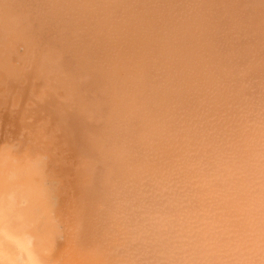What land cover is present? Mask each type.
Masks as SVG:
<instances>
[{"label": "bare ground", "instance_id": "obj_1", "mask_svg": "<svg viewBox=\"0 0 264 264\" xmlns=\"http://www.w3.org/2000/svg\"><path fill=\"white\" fill-rule=\"evenodd\" d=\"M135 2L137 4H135ZM156 2L158 3L156 4ZM156 2L153 4L152 0H0V46L1 48L3 47L5 49L4 45H10L12 41L10 42L7 40V35H9L11 31L12 33L10 35L12 37H18V33H23V35L27 36L28 38H33L31 40L27 38L29 41L28 43H25V45L36 44V46L39 45L41 47L40 49H42V52L46 53L48 49H50L49 51L52 52L50 55L46 53L45 55L43 54L44 56H42L39 54L41 52L40 50L39 53L38 51H36V53L40 55V57L37 56V61L38 59H40L39 61L41 62L40 66L47 67L49 64V66L52 67H47V69L55 68L56 70H58L57 68H60L61 66V68L63 67V70L61 69V72H63L62 78H66V80L63 81H68L66 85L69 84L67 87L69 88L71 85L70 83L75 82L74 87L76 90L74 91V89H71V91H74L73 93H75L76 96L72 99L70 98L73 102L67 103L68 101H65V108L59 107L58 109H56L57 111L54 109V115L57 114L60 117H56L54 120H56V122L57 120L59 121V119L62 120L60 122H62L61 124H63V129H68V131L62 129V131H65L64 133H70H67L68 135L62 134L64 135L63 137L66 138V141L71 138L70 140H72V142L70 141L69 143H71L72 145L73 140L78 142L77 149L79 148V150L76 151H79V153L82 155V159L88 158L89 161L92 162V164H90L91 166L86 165L88 167H91L89 168V170L91 169L92 171H96H93V173L87 168L86 171H88V176H86L87 178L89 177L91 181L89 180V182H84V187L83 185H80L79 188L81 189V186L82 188H84V191L82 190V193H84L83 195L88 199V201H85V203L80 202L82 201V199H80L79 202L83 203L82 207L78 206L79 208H82V210L78 208V210L81 212L80 215L77 212L78 210H75V214L79 216V218L77 217L76 219L79 220V227H85V224L90 221L89 217V221L87 220V216H90L91 212L94 209H92L91 200H93L94 198L98 199L99 197L94 196L93 198L92 194H97L99 191L100 193H106V195L102 194L100 196H107L105 198H107L108 201L109 199H115L114 197L117 195L116 198H118L119 201L120 199L126 203L130 201L129 208L134 209L135 206L137 207V209L139 208V206L141 208V211L138 214V217H141L140 220L138 219L139 223H141V226L138 225V223L133 224L137 220L134 219V212H132L131 214L134 216H132L133 223L130 220L131 217L129 219L132 225H130L131 223H127V221H129L126 219L127 216L123 217L122 220L118 219L117 221H115L117 223L120 220L119 222L121 223V221L125 219L128 230L131 229L129 227H132L133 225H138V227L136 226V228H140L139 230H141V234H139L142 235V239L145 244L141 243V236H138L139 234L134 231V227L132 228V230L136 233L137 238L134 235L135 233H132V240L129 239L130 244L128 241V244L124 243L127 244V248L129 247L128 245H130V247L135 245L134 242L139 239L137 240V244L135 246H140L141 244L142 247L143 244V247L145 245V248H147V250L143 248V252V250H139L141 249L140 247L138 249V252L141 251L140 253H142V255H145L147 253L148 256H151L154 259V263L151 260L153 264H222L221 261H218L216 259L215 253L212 252L213 249H217L222 246L216 245V243L221 241V239H218V236L221 233H227L228 229V227H226L224 224L221 225L222 223L219 218L218 207L215 204L200 202L203 201L200 200V196L196 195V197L198 196L197 198L192 196V194L195 195L196 192L195 194H191V196L194 198L191 199L188 196V193L187 195H185L186 193H177L172 189H161L156 184H154V186L150 185L154 188L148 186L151 191H147L148 188L146 186L148 184V180L146 179V173H151L149 171L152 170L153 167H155L153 166V163L155 165V161L158 158V153H154V151L156 150L154 146L158 147L163 139L162 136V139L160 140L161 136L156 135L155 133L160 134L164 129L162 126L166 127L167 129H171V121L179 120V118L177 117H179V115H182V113L183 115H189L191 119L194 117L196 120V116L199 113V108L203 105V101L206 103L207 98L210 99H208L209 101H212L215 96L219 97L218 95H221L220 97H222L225 91H228V89L230 90V88H226L227 85L224 86L225 83H228L229 85H231L230 83H232L234 86L240 81L242 82V79L244 78L251 80L247 81L248 85L246 84L247 87L245 88V83L243 82L241 84V86L244 84L243 88L241 89L244 90L242 92L243 94L241 93L240 95V98L243 95L241 98L242 101L239 98V95H236L240 94L241 90H238V92L237 89L232 88V91L236 90L238 92L235 93L236 91H234L233 93H235L234 95L238 97V99H240L241 102L239 100L238 101L243 104L242 106H251V113L249 114L248 120H253L254 122L264 126V94H262V92L260 91H264L262 89V87L264 86V82L262 81L263 83H261V80H258L262 87L260 86V88H257L256 90V86H258L259 83H254L256 79L252 81V79L256 76V72L255 70L253 72H248V65L251 66V64L249 63H252L251 60L254 59L253 57H255V55H253L255 51L259 52L258 56L264 55V0H156ZM172 3L176 4L177 6L176 12L175 9L172 8L176 7L173 6L174 4L171 7L172 11L168 9ZM99 15L104 16H102L101 18L98 17ZM76 26L81 27L79 29L82 30L75 29L77 28ZM213 27H215V29ZM73 29H75V31H81L80 35L78 34L79 32H76V35L78 36H76L74 39L68 36V32ZM212 30H214L215 33L213 37L214 41H210V33H212ZM52 33H55L54 37L50 36V34L53 35ZM117 33H125V35L123 34L124 39H118V37H116L118 36ZM104 34L106 35V37H104ZM100 35H103V37H100ZM121 36L122 34H119V37ZM51 37L53 38V40H55L56 37L58 39L60 37V42L55 40V42L52 41V45L49 44L52 39ZM9 40H11V38ZM22 40L24 41V38ZM7 41L9 42V44ZM122 42L125 43L124 46H126V50L123 49L124 46L122 47ZM115 45L119 46V48L121 46V50L119 53H116L114 55V51H116L118 48L115 47ZM135 47H138L137 50L135 49ZM259 48L260 50H258ZM24 49L25 48H23V50ZM32 50L34 51V49H31V51ZM128 50L136 52L132 54V52ZM137 52L139 53V55L136 54ZM57 53H60V56ZM128 54L131 56H129ZM36 55L34 56V58L36 57ZM113 55L117 60V62L115 61V63H112L113 61L111 62V60L114 59ZM137 55L140 56V59H137L139 58L137 57ZM11 56L12 54L10 55V58ZM125 56H128L130 58H125ZM258 58L261 59V57H257L256 60H258ZM6 60L8 61V59ZM130 60L133 62H137L138 60L140 61H138L139 63L135 62L134 66L131 65L132 62L130 64ZM1 61L3 60L1 59ZM27 61H29V59ZM7 63L8 62H6V64ZM32 63L31 66L33 65ZM126 63L127 66H125ZM112 64H115V67ZM26 65L28 66V64ZM122 65L125 68L124 70H126L127 67L129 68V66H131V68L133 66L134 68H136L135 70L134 68L132 70L127 69L125 77L124 73L120 76L116 75V70H114V68H118V66L121 67ZM255 67L259 66L256 65ZM255 67L250 68L254 69ZM44 69L45 72L46 68ZM122 69L123 68L121 67L120 70L122 71ZM258 69L259 71L261 70L260 67ZM22 70H24V68H22ZM48 71L49 70H47V72ZM19 74L20 73H18L17 76ZM41 75L42 74L40 72L39 77ZM76 75L80 78L75 79ZM216 75L218 76V80L214 79ZM22 76L26 77L25 74H23ZM32 76L34 75L32 74ZM35 76L33 77L34 80ZM43 76L44 75L40 77L41 80L39 78L38 79L42 81ZM118 76L120 77V79H118ZM51 77H53V75ZM121 77L123 78L121 79ZM128 78L133 79V81H136L138 79V82H140L141 85H139V87L142 88H137L135 85L138 86V84L134 83L135 85H133V83H131L132 81H130V85L135 86L137 89L135 87H131L130 85L127 86L126 84H129ZM39 80L37 81L39 82ZM118 80H121L122 83L118 82ZM217 81L218 85L216 86ZM53 84L55 85V83ZM211 84H214L215 87L212 86L211 88ZM57 85L58 84H56L55 86ZM119 85L121 87L126 85L127 88H131H121ZM238 85L239 84H237V86ZM254 86L255 88H253ZM67 87L65 89H67ZM219 87L220 89L226 88L227 90L225 89L223 94H221L222 92L219 93ZM239 87L240 85L238 86V88ZM132 88L135 89L134 91L142 89V95L141 91H137L139 92V95H141L140 99L134 98L136 96L134 92H132ZM65 89H61V91L64 93L63 90ZM53 91L56 93L57 90ZM68 91L69 93L71 92L70 90ZM40 92L38 90L39 96ZM116 96L117 99L119 98L124 101L118 100L120 103H117L118 101L116 102ZM40 98L42 100V97ZM48 98H51V96ZM133 98L134 100H136H132ZM55 99L56 98H53V100ZM62 99L64 101L63 97ZM137 99L139 100V102L137 101ZM47 100L48 99H46V101ZM67 100L69 99L67 98ZM33 101H35V99ZM63 101L61 100V102ZM56 102L57 101H55V103ZM137 102L139 104H136ZM134 104H136V106L138 105L137 107H135V109L133 108ZM173 107H176L177 109L180 108V110H182V113H178L179 111L176 108L173 109ZM140 108L141 111H139ZM135 110L136 112L139 111L140 113L135 115L133 113L135 112ZM184 111L187 113H185ZM50 112L52 113L53 110H51ZM175 112L178 114H176ZM174 114L177 116H175ZM182 117L184 118L185 116ZM200 119L201 117H199V120ZM202 120L203 119H201V121ZM179 122L180 121H177L176 123L179 124ZM167 124H169L170 126H165ZM173 125L175 126L176 124ZM178 126H180V124ZM161 127L163 128L162 130ZM69 135L70 137L68 138L67 136ZM144 136H147L148 138L145 139ZM156 137L158 138L157 140ZM154 138L156 141H158V144L154 142ZM261 156H263L262 152H260L258 158ZM262 160L264 161V159ZM36 163L37 162L33 161L31 165H34ZM134 163L135 165L137 163V166H140V174H142L143 182H140L141 179H139L141 175L140 177L136 176V172L138 174V171H136L135 168L130 169L132 164L134 165ZM1 164L2 163H0V165ZM126 164L128 165L127 168L130 167V172L126 173L127 176L130 173L135 175V181H133L132 175L129 177L125 176V178L131 177V180H126V185L128 186L130 184L129 187H131V184L135 183V185H133L135 187H138L141 185V183H143L142 186L138 187L139 189H137V187H134L136 191H140L142 189V191H140V196L138 197V195H133L135 193L132 194V197H138L140 202L135 201V198L133 199L132 197L131 200H129L131 196L129 193L132 190L131 188L130 191L126 192L127 187L124 183L126 181L123 180L124 177L122 178V174L120 175V172L124 170V165ZM199 164L201 169H207L209 171L211 168H213L210 162H205L204 160H200ZM94 165H97L100 168L98 167L99 169H92L94 168ZM137 166L132 167L137 168ZM27 167L30 166H26V168ZM34 167L35 166H33V168ZM28 172L35 174L36 171L34 172V169L30 167L26 170L27 175L30 174ZM89 172H92V175ZM133 172H135V174ZM118 174L120 175V177H118ZM120 178L123 182H121ZM40 180L41 179L37 181ZM34 182L32 180V183ZM138 182H140V184ZM77 183H79V180ZM80 184H82V182ZM117 184H120L122 186H118ZM123 184L125 186H123ZM25 185V188H27L30 193V197H34V199H37L39 197L40 202L38 201L36 203V205L39 204L37 205L40 207L39 209L42 210L46 208L45 206H47L48 200H46L47 196L44 195L45 191L40 186L41 184L37 182V184ZM124 187L126 189L125 192L130 196L124 195L125 199H122L124 198ZM226 188L228 189L226 190V192H229V194L234 193L233 187L229 186ZM186 190L188 192V189ZM149 192H151V194ZM121 195L123 196L122 198ZM77 196L79 197L80 194H78ZM126 198H129L128 201H126ZM97 199H94L95 204L97 203V201H95ZM76 200L78 201V199ZM118 200L116 199L113 201H115L116 203ZM35 201L37 200H34L33 202ZM122 201H120L121 204L123 203ZM131 201H133V203H131ZM134 201L138 202L139 205H135ZM110 204L111 206H107V208H110L113 205L115 208L112 207L111 209H116L117 212L120 204L116 206L117 204L114 205L112 200H110ZM125 205L127 204H124V206ZM111 209L110 211H112ZM118 210L120 215L117 212V217L121 216L120 218H122L123 212H120V210H122L121 207ZM137 211H135V214ZM95 213L96 211L93 214ZM128 213H130V210ZM112 214L114 215V211L112 212ZM100 215L97 216L101 220L100 217L102 216ZM114 216L116 217V215ZM33 217L31 215V218ZM115 217L112 218L115 219ZM138 217L136 216L135 218ZM106 219L107 218H103L99 222H105ZM109 219L108 220L110 221V223L112 222L111 224H114L113 221H111V218ZM54 224L55 223H53V226H55ZM121 224H117L116 228L117 226L120 227ZM56 226L58 225L56 224ZM11 228H13L14 230H11ZM126 229L127 228L123 230L126 231ZM123 230L120 229V232L119 230L118 232L121 233V231ZM21 232H23V226L21 223L12 224L10 220H7L4 215L0 216V259H6L9 257V259H14L16 261V263L13 264H32L34 254L30 249L24 248V246H26V243L23 242V236ZM128 232L127 235L131 233V231L129 232V234ZM47 234H49V232L46 233V237L48 236ZM123 238L125 242L126 235ZM123 238L121 239L123 240ZM84 240L85 239H83V242H81H90V236L86 237V240ZM82 245L84 247V244ZM88 245H86L87 247L85 246L87 249L84 247L82 248V251L85 252V250H89L85 252L84 257H87V261H91L89 258L92 259L93 257V255L91 254L93 251L91 252L90 248L92 242H90L89 246ZM135 246H133L132 248L134 249ZM94 248L95 247H93L92 245V250H94ZM139 255L140 257L142 256L141 254ZM140 257L138 259H141ZM143 257H146V255ZM143 257V261H141V263L143 264V262L145 261L144 263L148 264L150 260H148L147 263V260H144L147 257ZM10 261L12 262V260ZM37 263L38 262H36V264ZM91 263L93 262H90V264ZM139 263L140 262H138V264Z\"/></svg>", "mask_w": 264, "mask_h": 264}, {"label": "rangeland", "instance_id": "obj_2", "mask_svg": "<svg viewBox=\"0 0 264 264\" xmlns=\"http://www.w3.org/2000/svg\"><path fill=\"white\" fill-rule=\"evenodd\" d=\"M152 1H153V4L156 2V0H152ZM157 3L158 2H156V4ZM135 4L137 3L135 2ZM173 4L174 3H172L170 7L168 8L170 9V11H172L171 7ZM173 6H176V4H174ZM172 8H174L176 12L177 6L172 7ZM102 16L104 15H99L98 17L102 18ZM76 27L77 28L75 29L81 28L79 26H76ZM213 28L215 29V27ZM75 29L68 32V36L72 39L78 36L76 35L77 34L76 32H79L78 33L79 35L81 32L77 30L75 31ZM79 30H82V29H79ZM11 33L12 31L9 33V35ZM71 33H73L74 35ZM54 34L53 35L50 34V36L54 37ZM119 34L120 35L122 34V36L119 37ZM123 34L125 35V33H117L118 36L116 37H118V39H122V38L124 39ZM9 35H7L8 36L7 40L10 42L12 41L10 43L11 46L4 45L5 49L3 47L1 48L0 46V48L2 49V50L0 49L1 50L0 67H3V68H0V161H1L0 163H2L0 165L1 166L0 167V172H1L0 173V216L4 215L6 219L10 220L12 224H16V223L22 224L23 232H21V234L23 236V242L26 243V246H24V248L30 249L31 252L34 254V259L32 260L33 261L32 264L33 263L36 264V262H38L37 264H90V262H93L91 264H138V262H140L139 264H142L141 263V261H143L142 257L145 255L147 258L143 257V258H146L144 260H147L146 261L147 263H148V260H150L148 264H153L154 259L151 256H148L147 253L145 255H142V253H140L142 250L144 252V249L147 250V248H145V245L143 247V244H145V242L142 239V235H140L141 230H139L140 228H136V226L138 227V225L141 224L139 223V220L141 217H138L139 216L138 214L141 211L140 206H139L140 209L138 208L139 210L137 209L136 206L134 207V209L136 210L131 209L129 208L130 201L127 203L123 202L119 197L120 201L123 202L121 204L118 198H116L117 195L116 196L113 195L115 196L114 197L115 199H109L108 201V199L105 198L107 196H104L106 195V193H100L99 191L97 194H92L93 198L94 196L95 197L99 196L98 199L94 198V199H97L95 200L97 201V203L96 204L94 203V199L91 200L92 209L94 208L92 212L90 211L91 215L95 211L96 213L93 214L92 216L91 215L87 216V220L89 221V218H90V221L85 224V227L84 226L83 228L79 227L78 225L79 220H76L77 217L79 218V216L75 214V210L77 211L80 206L82 207L83 203H80V202L85 203V201L86 202L88 201L87 197H85L83 195L84 193H82L84 191V188H82V186H81V189L79 188H80V185H83L84 187V184L86 183V181L89 182L90 178L89 177L87 178L88 171L86 170L87 168L88 170L89 168H91L88 166L92 164V162H90L88 158L82 159V155L79 153V151L78 152L76 151V150H79V148L77 149L78 142L73 140V145L69 143L70 141L72 142V140H70L71 138H69L70 135L67 136L69 138V139L67 138L69 141L68 140L66 141V138H64L63 136L66 135L67 133L68 134L70 133L69 132L64 133L65 131L64 132L62 131L63 124H61L62 122H60L62 120L59 119L60 117L57 114L54 115V112H55L54 109L56 110L59 107H64L67 101H68L67 103L73 102L71 101V99L76 96V94L73 93L76 90L74 87L75 82L70 83L71 85L69 89L67 87L69 84L66 85L68 81L65 82L63 80H66V78L64 77L62 78L63 72H61V69L63 70V67L61 68L60 66V68H57L58 70H56L55 68L47 69V67H52V66H49V64L47 67L40 66V63H41L39 61L40 59H38L37 61V58L40 57V55L44 56L46 53L50 55L52 53L51 51H49L50 49H48L47 52L45 50L46 53H44L42 52V49H40L41 47L39 45L36 46V44H33L36 46V48L35 46L30 45V44L25 45V43H28L29 41L28 39L30 38L23 35V33H18L17 34L18 37L17 36L12 37L11 35L10 36ZM214 35H215L214 30H212V33H210V41H214L213 40ZM9 37L11 38V40H9L10 39ZM57 37L55 38V40L60 42L59 40L60 37L59 39ZM100 37H103V35H100ZM104 37H106L105 34H104ZM23 38H24V41L22 40ZM55 40H53L52 38L49 44L51 43L53 44ZM122 44H123L122 45L123 47L125 43L122 42ZM115 47L119 48V46L117 45H115ZM23 48L25 49L23 50ZM118 48L117 50L114 49L116 50L114 51L115 52L114 55L120 52L121 46L119 49ZM137 48L138 47H135L136 50ZM31 49H34V51L33 50L31 51ZM123 49L126 50L127 49L126 46H124ZM258 50H260V48ZM36 51H38V53L40 52L39 53L40 55L37 54ZM128 51H131V50H128ZM131 52L133 54L136 51L135 52L131 51ZM11 54L12 56L10 58ZM29 54H30V57H29ZM57 54L60 56V53H57ZM136 54L139 55L138 52ZM35 55L36 57L34 58ZM138 55L137 57L139 58L137 59H140V56ZM253 55H255V57H253L254 59L251 60L252 63H249L251 64V66L248 65L249 70H250V71L248 70V72H251V71L253 72L255 70L256 76L252 79V81L256 79L257 81L255 80L254 83H257V82L259 83L260 80H261V83H263L264 82V79H263L264 78V71H263L264 55H262L263 57L261 55L258 56L259 55L258 51H255ZM31 56H32V59H31ZM256 56L261 57V59L258 58L259 61L256 60L257 58ZM125 58H130V57L125 56ZM1 59L3 61H1ZM6 59H8V61ZM28 59L29 61H27ZM137 59H134V60H137ZM30 61H32L33 63ZM115 61L117 62V60L114 57V59H112L111 62L115 63ZM6 62L8 63L10 62V63L6 64ZM135 62L130 60L131 65L135 66ZM31 63L33 64L32 66H31ZM258 63L261 65H259ZM26 64H28V66ZM255 64L261 68L263 73L261 72V70L259 71L258 69L259 67H255L256 66ZM113 66L115 67V64ZM125 66H127V63ZM134 66L132 68L131 66H129V68L127 67V69L132 70ZM121 67L123 68L122 71L120 70ZM121 67L118 66V68H114V70H116V75L120 76L121 74L123 75L124 73V77H125V73L127 69L124 70L125 68L123 67V65ZM250 67L252 68L255 67L256 69L255 68L252 69ZM22 68H24V70H22ZM44 68H46L45 72H44L45 70ZM47 70L49 71L47 72ZM22 71H24L25 73ZM40 72L42 75H44L42 78V81H40L41 80L40 77H42V75L39 77ZM18 73H20L19 75L21 76L25 74L26 77L24 76L21 77L19 75L17 76ZM50 73H51V76L53 75L55 81L53 80V77L50 76ZM32 74L34 76L36 75L35 80ZM138 74H139V71H138ZM258 75L260 78L258 77ZM217 77L218 76L216 75L214 79H217ZM78 78L80 77L76 75L75 79H78ZM122 78L123 77H121V79ZM118 79H120V77ZM134 79H137V78H134ZM37 80H39V82ZM128 81H129V84L127 83L126 84L127 86L130 85V81H132L131 83H133V85H135L134 83L138 84V86L135 85L137 88L140 85V82H138V79L136 81L135 80L133 81V79H129ZM247 81H251V80L244 78L242 79V82L240 81L239 83H237L240 85L239 88H238L239 85L237 86V84L233 86L232 83H230L231 85H229L228 83H225L224 86L227 85L226 88H230L231 91L229 89L228 91H225L226 88L220 89L219 87V93L222 92L221 94H223V92L225 91L224 95L222 97H220L221 95H218L219 97L215 96V98H213L212 101H209L210 99L207 98V100L208 99L209 100L208 102L206 100V103L204 101L203 102L201 101L203 105L199 108V111H198L199 113L196 116V120L194 117H193L194 120L193 118L191 119L190 116L187 114L183 115V113L181 112L182 110H180V108L177 109L176 107H173V109L176 108L179 111L178 113L180 112L182 113V115H179V117H177L179 118V120L177 121H180V122L182 121V122L181 123L179 122L180 126H178L179 124L176 123L177 121L173 120L174 119L173 118L172 119L173 121H171L170 123V125H172L171 129H167L166 127L162 126L164 129L161 127V130L163 129V131L164 130L165 131L164 132L162 131L160 134L162 133L163 134L160 135V134L155 133L156 135L161 136L160 140L162 139V136H163V139L161 141V144L158 147L154 146V148H156L154 153L155 152L158 153V158L157 160L155 159L156 160L155 162L157 163V165L156 163L154 165V163L151 162L153 163V166L155 167H153V169L149 171L151 173H146V179L148 180V184L146 186L148 188L147 191L150 190L149 187L152 188L154 184H156L161 189H165V188L172 189V190H175V192L177 193H181V194L186 193L185 195H187L188 193V196L191 199H194L192 196L196 197V195H198L201 197L200 200H203L200 202L208 203V204H215L218 207L219 218L222 223L221 225L224 224L226 227H228V229H227V233L225 234L221 233L218 236V239H221V241L216 243V245L217 246L222 245V246L217 249H213L212 252L215 253L216 259L218 261H221L222 264H264V161L262 160L264 159V126L254 122L253 120L252 121L254 123L251 120H248L249 114L251 113V106L245 107V106H242L243 105L242 103H240L242 101L241 98L243 96L242 95L240 98V95L244 91V90H241L244 84L242 86L241 84L244 82L245 83L244 88H245L248 85ZM118 82H121V80H118ZM53 83H55V85L58 84L57 85L58 87L55 86ZM53 85L58 89H56ZM59 85L60 86L62 85V86L60 87ZM126 85L123 87H126ZM133 85L132 86L130 85V86L134 88L135 86ZM217 85H218V81L216 83V86ZM255 85H258V84H255ZM212 86H214V84L213 85L211 84V88ZM260 86L261 84L259 83V85L256 86V90L257 88H260ZM48 87L51 89V91ZM66 87L67 89H65ZM263 87L262 89L264 90ZM60 88L65 89L63 90L64 93L61 91ZM129 88L126 87V89H129ZM139 88H142V87H139ZM232 88L237 89V91L241 90L240 94H236V95H239V98L241 99V101L240 99H238V97L234 95L235 93H238L239 91L237 92L236 90H234L236 92L233 93L234 91H232ZM253 88H255V86ZM71 89L72 90L74 89V91H71ZM38 90L39 92L41 91L40 96L38 94ZM53 90L55 91L57 90L56 93ZM68 90H70L71 92L69 93ZM134 90L135 89H133L132 91L134 92L136 96L134 98L140 99V96L142 95V91H141L142 89L137 90V91H141V95H139V92L134 91ZM46 91H48L49 93ZM260 91L262 92V94H264V91L262 90ZM46 93L49 95H47ZM72 93H73V96H72ZM50 96L51 98H48ZM207 96H210V95H207ZM40 97H42V100ZM62 97L64 98V101ZM53 98H56V99L53 100ZM67 98L70 101L67 100ZM134 98L132 100H134ZM34 99L35 101H33ZM46 99L48 100L46 101ZM116 99H117V96H116ZM138 99L137 101L139 102ZM61 100L63 102H61ZM118 100L124 101L118 98L116 102ZM55 101H57L56 102L57 104L55 103ZM46 102H47V105H46ZM138 102L136 104H139ZM117 103H120V102L118 101ZM136 104H134V107H133L134 109L135 107L138 106V105L136 106ZM51 110H53L52 113L50 112ZM139 111H141V108ZM139 111L136 112L135 110V112L133 113L136 115L140 113ZM182 116H185V117L183 118ZM56 117H59L57 118L59 119V121L57 120V122L56 120H54ZM199 117H201V119L203 120L202 121L201 119L199 120ZM173 124H176V125L174 126ZM221 124H222V127H221ZM170 125L167 124L165 126L169 127ZM63 130H66V129H63ZM66 131H68V129ZM157 137H156V140L158 139ZM144 138L147 139L148 137L144 136ZM156 140L154 138V142L158 144L157 143L158 141ZM260 152H262L263 156L258 158V156L260 155ZM37 160H41V161H37ZM200 160H204L205 162H210L213 168H211L209 171L207 169H201L200 164H199ZM33 161L37 162L38 164L36 163L34 165H31ZM26 166L32 167V169H34V172L36 171L35 174L28 172L31 175L30 174L27 175L26 170L29 169L30 167L26 168ZM33 166H35L36 168L35 167L33 168ZM124 166L126 168L124 167L123 171L120 170L121 171L120 175L122 174V178L124 177L123 178L124 181L126 180L128 181L129 179L131 180V177L127 178L131 175H132L133 181H135L134 180L135 175L130 173L127 176L126 174L130 172V169L135 168L136 171H138V174L136 172V176L140 177L141 175V177L139 178L141 179V181L140 180L139 181L143 182L142 174H140L141 173L140 168H139L140 166H137V163L136 165L135 163L134 165L132 164V166H137V168L131 166V168L129 167L130 168L129 169L127 168L128 167L127 164ZM98 167L99 166L94 165V168L92 169H99L100 167L99 168ZM89 171H92V170L90 169ZM92 172L91 173L89 172V173L92 175ZM122 172L126 175H124ZM133 173L135 174V172ZM120 175L118 174V177H120ZM125 176H127L126 177L127 179L125 178ZM42 178H44L45 180ZM39 179L41 180L37 181ZM32 180L33 182L34 181L35 182L32 183ZM78 180H79V183H77ZM120 180L121 182H123L121 178ZM127 181L124 182L125 185L127 184ZM37 182L41 184L40 186L45 191L44 195L47 196L46 200H48L47 206H45L46 208L42 210H40L39 209L40 207L37 206L39 204L36 205V203L39 201V197L37 199H34V197H30V193L28 189L25 188L26 186L25 184L32 185V184H37ZM81 182L82 184H80ZM140 182L138 183L140 184ZM76 184H78L79 186ZM120 184L119 185L117 184V185L122 186ZM133 184L135 185V183ZM133 184H131V187H129L130 184L128 186L126 185L127 190L125 189V187L123 188L124 193L132 189L131 190L132 192L131 191L129 192L131 196L127 193L124 194L122 192L123 196L124 195L130 196V199L128 198L129 200H131L133 193H135L133 195H138L139 197L140 191H142L141 188L145 187V186L141 187L140 191L138 190L136 191V189H134L135 186ZM142 184L143 183H141L140 186H142ZM75 185H76V188H78L79 190L75 188ZM125 185L123 184V186ZM150 185H153V186H150ZM229 186L233 187L234 193L229 194V192H226V190H228L226 187H229ZM128 187H129V190H128ZM138 187L137 189H139ZM186 189H188V192ZM149 193L151 194V192ZM192 193H194L195 195H193ZM78 194H80L81 197L80 196L78 197L77 196ZM102 194L104 195L100 196ZM123 196L121 195V198ZM102 197H104L105 199ZM138 197L136 198L134 197L135 199L133 197L132 198L135 201L140 202ZM33 199L37 201L33 202L34 201ZM76 199H78V201ZM80 199H82V201H80ZM116 199L118 201L115 203V201L113 200H116ZM122 199H125V196ZM128 199L126 201H128ZM110 200H112L113 204L115 203L114 205L117 204L116 206L120 204V207L122 209L120 210V212L122 211L123 212L122 214L124 215L123 216L121 214L122 218H120L121 216L117 217L119 213L118 209H120V207L117 209L118 213L116 212V209L115 210L111 209L112 207L115 208L113 205L110 208L108 207L109 209L107 208V206H111ZM135 201H134V204L137 205L138 202H135ZM131 203H133V201H131ZM124 204H127V205L124 206ZM124 208H126L128 211ZM79 209L82 210V208H79ZM110 209L112 211H110ZM29 210L30 211L32 210V211L30 212ZM124 210L126 211V213ZM129 210H130V213H128ZM113 211L116 217L112 214ZM135 211H137L136 214H135ZM77 212L79 213V215L81 214L79 210ZM132 212H134L133 214L135 215V217L137 216L138 218H135L133 215H131ZM33 214H34V217H33ZM31 215L34 219L31 218ZM97 215L102 216L100 217L101 220L103 218L104 219L107 218L106 221H109L110 220L109 218H111V221H113L114 224H111L112 222L110 223V221L106 222L105 220H104L105 222L102 221L103 223L99 222L101 220L99 219ZM125 216H127L126 217L127 220H129L131 217L130 220L132 221V223H133V217L134 219H137V220L139 219L138 222L136 220V222L133 223V224L138 223V225H133L131 227L130 225H132V223L129 220L127 221V223L128 224L131 223L130 225H128L130 226L129 228L131 229L128 230L126 220L124 219L123 221H121V223L124 222L123 223L124 225L119 222L120 220L118 221L122 227L120 226L121 227L120 228L117 226V228H119L117 229L116 225L117 224L120 225V224L118 222L116 223L115 221H117L118 219L122 220L123 217ZM112 217H115V219H113ZM52 219L54 220V222ZM53 223H55L54 224L55 226H53ZM56 224L58 226H56ZM134 227L138 230H136ZM125 228H127L126 231L123 230ZM132 228H134V231L136 233L138 234L140 233L138 236H141L142 242L141 240L140 242L143 243L142 247H141V244L140 246L139 245L135 246L137 244L136 243L137 240L139 239L135 241V239L137 238V235L135 232H133ZM12 229L13 228H11V230ZM120 229L123 230L121 231V233L125 232L124 235L123 233L122 234L119 233ZM128 231L129 232L131 231V233L129 234ZM47 232H49V234H47L48 236L46 237ZM127 232L129 235H127ZM132 233L133 234L135 233L134 235L136 237L134 239L135 242L132 241L135 243V245L133 246H135L134 249L136 251L132 248L133 247L132 245H131L132 247L128 245L132 249H130L129 247L128 249L126 247V245L128 244L127 241L130 244L129 239L132 240L131 239ZM125 235H126V238L124 242L123 237H125ZM134 235H133V238H134ZM88 236H90V242H92L93 247H95L94 250H92V245L90 246L91 252L93 251L92 253L90 252L93 255L92 257L93 261L91 258H89L91 261L89 260L87 261V257L86 258L84 257L85 252L89 250H85V252L82 251L83 250L82 248H84L88 244L90 245V242L87 243L85 241L86 237ZM121 238H123V240ZM83 239H85L84 240L85 243H82ZM80 242L84 244V247ZM124 243H127V244H124ZM140 247L141 249H139ZM138 249L141 251L138 252ZM139 254H141L142 256L140 257ZM86 256H87V253H86ZM139 257L141 259H138ZM10 260H12V262ZM151 260L153 261V263L151 262ZM144 262L143 264H146ZM13 263H16V261L14 259H9V257L6 259H0V264H13Z\"/></svg>", "mask_w": 264, "mask_h": 264}]
</instances>
